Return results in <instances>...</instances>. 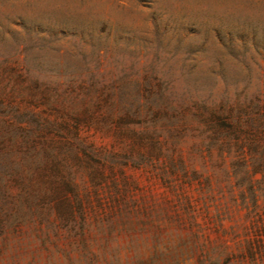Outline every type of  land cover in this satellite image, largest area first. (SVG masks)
I'll return each mask as SVG.
<instances>
[{"label":"rangeland","instance_id":"obj_1","mask_svg":"<svg viewBox=\"0 0 264 264\" xmlns=\"http://www.w3.org/2000/svg\"><path fill=\"white\" fill-rule=\"evenodd\" d=\"M35 85L145 123L65 126ZM201 101L233 130L207 131ZM0 131L93 149L21 160L13 190L44 220L0 233V264H264V0H0Z\"/></svg>","mask_w":264,"mask_h":264},{"label":"trees","instance_id":"obj_2","mask_svg":"<svg viewBox=\"0 0 264 264\" xmlns=\"http://www.w3.org/2000/svg\"><path fill=\"white\" fill-rule=\"evenodd\" d=\"M38 91L44 100L42 102H47L49 106L61 114L63 117L62 124L65 126L69 124L70 119L74 120L75 127L80 122H93L95 110H101L103 113L100 116V120L102 122H109L115 126L116 131H137L135 124L138 123L140 125L141 123H145L143 121H134L131 117L132 106L137 107L138 111L140 103L134 104L123 100L93 103L92 86L82 87L77 91L73 89L72 91L75 92L73 95H70L67 93V90L60 89L58 86H44L41 88L35 85L33 87L21 88V92H26L29 95L39 93ZM228 106V99L224 100L221 104L223 108ZM195 108V116L206 125L207 131L218 132L223 128L233 130V123L225 119L229 117L228 114L223 117V112L216 111L214 106L209 108L204 101H201ZM116 110L120 111L117 117L113 115ZM229 111H231V107ZM153 124L155 125V123ZM53 132L59 134L65 139V142L63 144H56L51 139H47L46 135ZM231 132L236 134L239 131ZM220 134L221 132L217 133L213 138H217ZM222 134L225 137L230 135L229 132ZM256 134L251 133L253 136H256ZM261 138L259 137V139ZM72 143L73 141H70L64 135V131H0V233L8 229H15L22 223H35L38 220V223L41 224L44 220L43 215L39 214L36 216L33 212L26 210L21 197L13 190V187L17 183V169L21 160L29 165L39 164L49 167L55 166L57 162L65 159V156L68 155L78 162L83 161L84 158H87L88 161H93V149H86L84 146H80L79 149L84 156L83 158L79 152L74 151L71 147ZM21 150H25L27 154L21 156ZM259 154L264 156V149ZM114 158H116V155H114ZM7 176L11 177L14 182H7Z\"/></svg>","mask_w":264,"mask_h":264}]
</instances>
